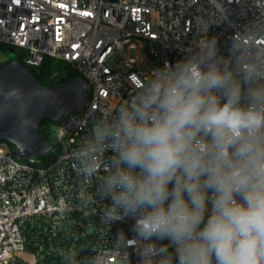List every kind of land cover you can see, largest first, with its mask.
<instances>
[{
	"label": "clouds",
	"instance_id": "1",
	"mask_svg": "<svg viewBox=\"0 0 264 264\" xmlns=\"http://www.w3.org/2000/svg\"><path fill=\"white\" fill-rule=\"evenodd\" d=\"M218 53L215 38H201L154 69L73 150L83 204L110 200L108 225L135 220L103 264L133 254L137 264H264V44L237 37L232 60ZM53 102L51 88L0 86V120L15 116L8 138L29 151L33 108Z\"/></svg>",
	"mask_w": 264,
	"mask_h": 264
},
{
	"label": "built area",
	"instance_id": "2",
	"mask_svg": "<svg viewBox=\"0 0 264 264\" xmlns=\"http://www.w3.org/2000/svg\"><path fill=\"white\" fill-rule=\"evenodd\" d=\"M237 37L264 44L257 39L264 37V0H0V44L19 51L28 69L61 60L88 86L82 111L59 123V154L49 166L17 160L0 141V264H103L118 233L132 239L134 219L103 223L110 200L97 196L86 207L79 199L73 150L94 118L144 80L135 69L138 43L161 68L186 58L201 38H215L218 54L232 60ZM100 182L93 178L88 190Z\"/></svg>",
	"mask_w": 264,
	"mask_h": 264
},
{
	"label": "water",
	"instance_id": "3",
	"mask_svg": "<svg viewBox=\"0 0 264 264\" xmlns=\"http://www.w3.org/2000/svg\"><path fill=\"white\" fill-rule=\"evenodd\" d=\"M7 54L13 57L16 55V51L10 47ZM12 85L29 91L41 84L27 67L17 61H12L0 69V86L7 88ZM41 86L51 88V91L56 94V102L49 104L43 110H40L38 105L33 108L32 114L37 119V127L33 132L34 139L29 151H23L15 141L8 138L14 126L15 116L9 115L0 120V139L13 145L16 148L17 157L22 161L45 158L53 151L54 145L39 132L44 119L59 124L66 121L71 115L79 114L87 102L88 86L82 77L51 86Z\"/></svg>",
	"mask_w": 264,
	"mask_h": 264
},
{
	"label": "trees",
	"instance_id": "4",
	"mask_svg": "<svg viewBox=\"0 0 264 264\" xmlns=\"http://www.w3.org/2000/svg\"><path fill=\"white\" fill-rule=\"evenodd\" d=\"M0 47L4 48L6 52L9 48L7 45H4V44H0ZM12 61H17L23 65L22 55L19 51L16 52L15 56H13V57L9 56V60L6 63H1L0 69ZM29 70L36 77V79L39 81V83L43 86H51V85H54L57 83L67 82V81H70L76 77H79V74L77 73L76 70H74L72 67H70L65 62H63L61 60L54 59V58H46L40 67L29 68ZM64 71H65V73H63ZM56 75H59V76L56 77ZM57 78H58V80H55ZM52 124L57 125L58 123H55V122L48 120V119H44L41 122V125L39 128L40 134L49 141H50V127ZM0 141H4V140L0 139ZM9 145H10V149H11L13 156L17 160L22 161L17 157L16 148L13 145H11L10 143H9ZM58 154H59L58 147L54 146L53 151L48 156H46L45 158L32 159V160L34 161V165H36L38 167H47L56 160V158L58 157ZM22 162L29 163V162H31V160L22 161Z\"/></svg>",
	"mask_w": 264,
	"mask_h": 264
},
{
	"label": "rangeland",
	"instance_id": "5",
	"mask_svg": "<svg viewBox=\"0 0 264 264\" xmlns=\"http://www.w3.org/2000/svg\"><path fill=\"white\" fill-rule=\"evenodd\" d=\"M138 46H139V50L137 52L138 63L135 65V69L137 71H141L142 77L145 78L146 76L150 75L154 69H158V68H157V66L154 65L153 61H151L149 59L148 55L145 52H143L142 49H140L142 46L141 43L140 44L138 43ZM8 60H9V55L7 54V52L5 51L4 48L0 47V64L6 63ZM131 68H134V66L131 65ZM120 71H123V70L120 69ZM63 73H65V71ZM57 76H59V75H56V77ZM55 80H58V78ZM59 126H60L59 124H57V125L52 124L50 127V141L55 147H57V145H58ZM1 143H2V147L4 150H6V151L11 150L8 142L1 141ZM26 258L30 262H32L31 256L26 255Z\"/></svg>",
	"mask_w": 264,
	"mask_h": 264
}]
</instances>
